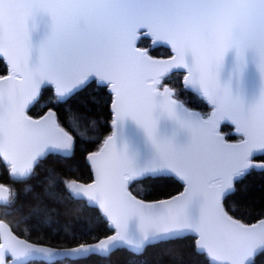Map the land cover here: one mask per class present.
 Segmentation results:
<instances>
[{
	"label": "snow or ice",
	"instance_id": "snow-or-ice-1",
	"mask_svg": "<svg viewBox=\"0 0 264 264\" xmlns=\"http://www.w3.org/2000/svg\"><path fill=\"white\" fill-rule=\"evenodd\" d=\"M161 47L167 55L154 54ZM0 62L10 66L0 75L3 216L35 193L26 220L50 225L74 202L111 233L55 251L17 239L0 220V264H27L37 253L54 264L126 246L142 254L177 240L191 241L207 264L264 255V217L245 223L230 205L248 176L264 175V0H0ZM181 88L210 112L184 107L174 98ZM46 93L47 111L33 119L27 110ZM64 105L59 117L54 108ZM93 110H107L114 129L96 150L81 131H101ZM81 145L75 166L45 167L50 158L70 164ZM169 180L181 183L179 195L145 203L130 191Z\"/></svg>",
	"mask_w": 264,
	"mask_h": 264
},
{
	"label": "trees",
	"instance_id": "trees-1",
	"mask_svg": "<svg viewBox=\"0 0 264 264\" xmlns=\"http://www.w3.org/2000/svg\"><path fill=\"white\" fill-rule=\"evenodd\" d=\"M154 54L167 55V49L162 47L158 48ZM7 67L6 62H0V75L7 74ZM178 80L179 77H174L172 84H176ZM178 90L180 91L179 96L176 94L175 97L182 100L189 108L198 109L202 114L205 111L211 110L209 104L199 94L187 88ZM51 95V93H46L45 100L40 101L38 104H33L29 109V114L40 117V115L46 112ZM77 103L78 101L73 102L74 105ZM67 107V105L56 106L54 110L57 111L59 117H63L66 115ZM87 114L90 118L98 120V126L101 130L94 137L97 142L90 145L91 150H96L102 145L103 139L113 131L110 128L112 117L107 110H93ZM221 128L224 133L232 132L230 126L222 125ZM235 139L236 137H233L230 140ZM82 150L83 145L80 146L75 159L70 164L50 158L46 162L45 167L63 169L69 166H75L81 161ZM84 178H87L86 173L84 174ZM0 181H2V178H0ZM33 183L35 184V181ZM130 189L138 197L153 201L173 196L182 191L183 186L178 181L169 180L167 183L160 184L139 183ZM36 192L42 194V189L37 186ZM33 194H30L28 197H24L21 194L17 205L23 206L22 211H14L9 216H3L2 211H0L1 217L10 224L13 231L19 236L37 243L67 247L77 245L78 243L93 242V237L100 239L106 234H111L106 233L105 226L96 225L92 212L87 209L79 210L74 202H66L64 206H61L60 214L58 216L54 214L53 222L50 225L39 224L34 220H26L25 217L29 213L28 204ZM230 205L239 210L237 215L245 223H252L264 217V175L256 173L248 176L243 181L237 197L230 201ZM65 207L72 210L67 215L64 214ZM86 221L92 224L89 233H85L82 228ZM170 250H174L177 253L175 260H173ZM27 264H48V262L37 260ZM54 264H207V261L204 256L193 252L191 241L177 240L158 248L149 247L142 254L134 253L127 248H121L113 250L107 256L94 255L88 258H65L54 262ZM255 264H264V255H257Z\"/></svg>",
	"mask_w": 264,
	"mask_h": 264
},
{
	"label": "water",
	"instance_id": "water-1",
	"mask_svg": "<svg viewBox=\"0 0 264 264\" xmlns=\"http://www.w3.org/2000/svg\"><path fill=\"white\" fill-rule=\"evenodd\" d=\"M40 27H41V31L43 30V22H41V24H40ZM8 67H10V66H8ZM246 85L249 87V88H253V87H255L256 85H257V78H256V75H255V73L252 71V70H249V72H248V74H247V76H246ZM188 89V88H187ZM190 90V89H189ZM191 91H194V90H191ZM195 92V91H194ZM174 98H176V97H174ZM184 107H186L187 109H189V110H191V111H195V112H197V113H199V114H201V115H203L198 109H193V108H189L186 104H184L183 103V101L182 100H180V99H178V98H176ZM206 101V100H205ZM207 102V101H206ZM210 105V104H209ZM31 106L32 105H30L29 106V108H28V110H27V114L30 116V117H32L33 119H37V118H39V117H35V116H32L31 114H29V109L31 108ZM211 106V105H210ZM222 126V125H221ZM114 130V129H113ZM222 134H224V132L222 131ZM229 142H235V140H230ZM102 146V145H101ZM130 191H131V189H130ZM182 191H183V189H182ZM182 191H180L179 193H177V194H175V195H179ZM134 194V193H133ZM175 195H173V196H175ZM137 198L138 199H143V198H141V197H138L137 196ZM165 199V198H164ZM144 201H145V203H152V202H155L156 200H153V201H149V200H145V199H143ZM160 200V199H159ZM0 220H2V222L12 231V233H13V235H15L16 237H17V239H20V240H23V241H25L26 243H31V244H33V245H35L36 247H51L53 250H55V251H64V250H68V249H71V248H73V247H75L76 245H74V246H67V247H62V246H53V245H49V244H44V243H37V242H34V241H31V240H28V239H26V238H24V237H22V236H19L18 234H16L14 231H13V229L11 228V226H10V224L7 222V221H5L2 217H1V215H0ZM258 221V220H257ZM257 221H255V222H252V223H256ZM101 239V238H100ZM95 241H93V242H86V243H94ZM125 248H127V246L125 247ZM128 249V248H127ZM112 252V251H111ZM110 252V253H111ZM109 254V253H108ZM257 257V256H256ZM255 257V258H256ZM65 258H82V257H57V258H55V261L54 262H56V261H58V260H62V259H65ZM37 260H43V261H46V262H48L43 256H41L40 254H33V256L32 257H30V258H28V260H27V263H29V262H32V261H37ZM10 263V262H9Z\"/></svg>",
	"mask_w": 264,
	"mask_h": 264
},
{
	"label": "rangeland",
	"instance_id": "rangeland-1",
	"mask_svg": "<svg viewBox=\"0 0 264 264\" xmlns=\"http://www.w3.org/2000/svg\"><path fill=\"white\" fill-rule=\"evenodd\" d=\"M194 92V91H193ZM179 93H180V91L178 90L177 91V95L179 96ZM196 93V92H195ZM198 94V93H197ZM177 98V97H176ZM205 100V99H204ZM184 103V102H183ZM210 106V105H209ZM210 108H211V106H210ZM208 112H210V110L209 111H205V112H203V114L205 115V114H207ZM81 131H84L86 134H88V135H93L94 137H96L97 135H98V133H94L93 132V129H92V127L91 126H89V127H87V128H82L81 129Z\"/></svg>",
	"mask_w": 264,
	"mask_h": 264
}]
</instances>
